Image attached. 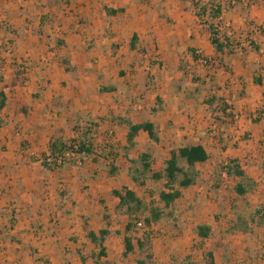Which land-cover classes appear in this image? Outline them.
Listing matches in <instances>:
<instances>
[{
	"label": "crops",
	"instance_id": "crops-1",
	"mask_svg": "<svg viewBox=\"0 0 264 264\" xmlns=\"http://www.w3.org/2000/svg\"><path fill=\"white\" fill-rule=\"evenodd\" d=\"M208 1L221 6L222 28L239 45L232 53L215 50L210 19H199L189 0H0V90L6 97L0 109L3 264H94L90 255L98 249L83 224H90L95 234L103 227L92 224L103 214L96 191L102 182L117 178L122 185L110 191L122 186L135 191L120 148L113 176L102 170L101 158L60 171L41 167L38 158L48 152L49 139L74 137L75 120L78 125L83 119L98 124L96 144H103L112 131L116 138L110 142L119 146L127 145V125L120 118L152 122L159 141L139 131L129 156L148 150L159 167L153 170L151 162L153 171L163 168L171 150L185 144H200L210 156L196 164L199 179L213 175L217 155L236 158L254 186L242 197L234 193L233 199L252 207L264 203V33L258 32L264 27V0H200ZM133 36L135 48L130 47ZM249 40L257 51L248 46ZM241 46L245 53L237 50ZM193 54L213 63L203 67ZM20 70L25 74L18 75ZM100 86L114 89L100 92ZM209 94L224 98L230 109L213 112L204 102ZM215 118L218 128L210 132ZM207 167L211 171L201 170ZM199 179L185 189L199 191ZM183 190L174 203L185 200ZM112 198L115 204L117 198ZM203 211L193 224L191 210L172 214L180 232L173 237L175 244L168 234H151L155 264H183L186 256L194 264H206V252L212 253L211 264H264V224L229 233L232 214H227L220 238L205 248L211 239L201 241L195 226L206 224L214 232V215ZM107 213L115 217L113 209ZM124 225L110 226L100 264H119L114 255L125 261L121 264H136L134 241L133 251L123 255ZM191 237L202 244L198 251V246L191 248ZM130 256L135 260L130 262Z\"/></svg>",
	"mask_w": 264,
	"mask_h": 264
},
{
	"label": "trees",
	"instance_id": "trees-1",
	"mask_svg": "<svg viewBox=\"0 0 264 264\" xmlns=\"http://www.w3.org/2000/svg\"><path fill=\"white\" fill-rule=\"evenodd\" d=\"M189 1H191L199 19L203 20L205 17L210 19L209 22L207 21V26L210 33V42L215 47V50L219 53H232L234 48L239 45L232 40L222 28V22L219 20L221 14L220 4L213 1H208L204 4H202L200 0ZM215 20L216 22H214ZM258 29L260 30V34L264 33V28L260 27ZM135 41L136 37L133 36L130 41L131 48H135ZM248 46L255 51L258 50V46L252 40L248 41ZM240 50L241 53H245L246 51L243 46L240 47ZM193 59L198 63L199 57L197 55L193 54ZM64 63L67 64L68 61L65 59ZM65 69L69 70L68 66H65ZM23 74L24 70H20L18 73L20 76ZM256 81L258 82V80ZM113 89V86L99 87L100 92H109L113 91ZM5 100V94L0 90V109L6 105ZM156 102L159 103L160 98L156 97ZM204 102L213 112L217 108L222 112L230 109L229 105L224 101V98L214 97L211 94H209ZM120 119L127 125V133L125 136L127 145L125 146L111 144L110 141H105L103 144H96L95 133L98 124L90 120H85L84 125L79 127V120H75L73 130L76 135L66 140L58 137H51L47 143L48 152L42 153L38 159H40L42 168L60 171L66 166L75 165L76 160L80 161L82 165L88 159L97 162L98 159L101 158L107 164L109 176H113L118 172L115 161L119 156L117 149L120 148L122 156L129 164L127 170L128 176L139 188L145 186V182L148 178L155 181L161 180L163 182V189L157 193V200L154 199L155 194H152V192H146V198L145 196H138L135 191L126 186L111 191L112 196L117 198V202L112 208L113 216H127L123 234V255L126 256L133 251L134 241L135 246L139 250L138 257L135 260L136 264H155V258L151 252V228L153 224L157 223L165 216H172L173 212L171 206L176 199L182 196V189L194 185L199 178L200 173L196 169V164L207 161L210 156L200 144H185L176 151L171 150L169 158L164 161L163 168L159 171H153L151 168V154L148 150L142 151L136 158L130 157L129 152L135 144L134 140L139 131L145 132L152 141H159L157 132L154 129V124L148 121L133 123L126 118ZM215 120H218V118H215ZM1 123L2 120L0 118V125ZM66 152H73L74 156L66 157ZM58 159H60L59 163L57 162ZM220 163H216L214 168L219 166L221 175L224 172L227 178H233L235 180L232 191L237 196L242 197L251 192L254 183L251 178L246 175L244 170L241 169L238 159L228 158L225 162ZM159 202L163 203V208L158 205ZM231 209L233 214L229 220V233H235L236 231L249 232L251 231L249 224H255L257 226L264 224V203L252 207L243 199L241 204H233ZM165 210H167V212H165ZM144 214L143 222L145 229L139 237H134L135 222L140 215ZM102 221L103 227L98 230L97 234L91 230L90 224L86 222L83 224L86 237L98 249L97 252H93L90 255L94 264H100V257L106 256L103 244L111 233L110 226L112 220L111 215L107 213L106 207L102 214ZM114 232L117 234L119 233L118 230ZM195 233L201 241H204L211 235V228L206 224H197L195 226ZM77 251L80 253L79 250ZM203 258L206 264H211L212 253H204ZM80 259L84 261L82 255ZM183 264L194 263L190 261L189 256H186Z\"/></svg>",
	"mask_w": 264,
	"mask_h": 264
},
{
	"label": "rangeland",
	"instance_id": "rangeland-1",
	"mask_svg": "<svg viewBox=\"0 0 264 264\" xmlns=\"http://www.w3.org/2000/svg\"><path fill=\"white\" fill-rule=\"evenodd\" d=\"M212 66H213V64H212ZM185 67H187V66H185ZM185 70H186L187 73H189V69L188 68H186ZM194 72H197V71H195L194 67L191 65V74H194ZM24 74H25V72H24ZM135 101H136V99H135ZM139 102H141V99H139ZM136 103L139 104L138 101H136ZM85 120L83 119L81 125H78V126L79 127L83 126ZM214 123L216 125L218 124V122L216 120H214ZM209 127H211L210 128V132H213L211 124L208 126V129H209ZM212 135L215 136L216 134L213 133ZM115 138H116V136L114 137V133L112 132V138L110 140L112 141ZM98 143L99 142H97V144ZM206 146H207V149L210 152V150L212 148V145L210 144V145H206ZM163 157H164V154L162 153L160 155V157H157V160L158 161L160 160V163H161V161H163ZM217 157H218L217 158V163L225 162L229 158V156H227V155H226V157H225V155L224 156H220V157L217 155ZM155 159H156V157H155ZM151 162H152V164L154 166L153 170L159 169V167L156 165L154 160L151 159ZM82 165L75 164L74 166H82ZM163 165H164V162L161 163L160 166H163ZM101 168H102V170H105V171L107 170V164L103 163V161L101 162ZM203 169L205 170V172L207 170L211 171V167L201 168L202 171H203ZM212 171H213V175L208 177V179H206L205 177H204V179L203 178H200V179L198 178L199 179V185H197L196 188H200L199 191H196L195 189H192V188H191V191L190 190H186V189H184V190L182 189L184 191V193H185V196H184L185 200L184 199L183 200L179 199L176 203H174V206H173L174 209L172 211L174 216H175V215H178L177 211H179V210H182V209L191 210V224H193L198 219V217L202 213L201 211H203V210H204L203 211L204 213L205 212H210L209 214L211 216H212V214L214 215V218H213L214 232H212L211 235L208 238V239H211V240H206L204 245L205 244L208 245L210 243H213L214 239L216 238V236L218 238H220L219 234L221 232H220L219 228L224 226L225 216H227V214H230V213L233 214L232 209H231L233 204L234 205L239 204V203L236 202L237 199H233L234 198V192L232 191L233 178H227V176H225V177L222 176L220 174L219 166L217 168H212ZM110 181L112 183H110V182L103 183L102 182L101 185H100L101 186V188H100L101 191H96L97 193H99V197L97 199H99V206L101 208V210H100L101 214H102V212H104V208L105 207H106L107 210L108 209L112 210V208H113L114 202L112 201L113 200V198H112L113 196L111 194L110 189L115 187V186L120 187V185H122V180H119L118 178L116 180H110ZM105 187H107V188H105ZM133 188H134V190H135V192L137 193L138 196H142V197L145 196L147 198V195L145 193L146 192H152V194L153 193L155 194L154 199L157 200L158 198H157L156 195H157V193L160 190L163 189V182L161 180L155 181V180H152V179L148 178L146 180V182H145V186L144 187L139 188L135 184V185H133ZM188 189H190V188H188ZM197 195H200L198 197L199 198L198 201L195 200ZM242 202L243 201H241V203ZM158 205L161 208H163V203L159 202ZM165 212H167V210H165ZM143 216H145V214L144 215H140L138 220L139 219L143 220ZM111 220H112V224H111L112 228L113 227L122 228L124 223L127 221V219L120 218V217H117V216L116 217H112ZM176 220H177L176 217L165 216L163 219H161L157 223L153 224V227L151 228L152 229V236H154V235L158 236L161 233H162V235L168 234L169 238H171L172 241H173L171 243L175 244V242L177 240H174L173 237L178 236V234L180 233V232L177 231L179 226L177 225L178 223H177ZM101 221H102V219H94L92 224L95 227L102 226L103 225V221L102 222ZM144 229H145L144 227L142 229H140V230H135V228H134V237H136V234L140 236L143 233ZM191 229H192V227H191ZM162 230H165V231L162 232ZM166 231H167V233H166ZM195 240L193 241L192 237H191V243H192L191 248H193L194 246H198V248H197V251H198L203 246H202V244L199 243V241H197V240L195 241ZM207 245H205V248H207ZM197 256H200V253ZM116 258H117V262L119 264H121L124 261V260L120 259V255H114L113 256V259H116ZM132 260H135L134 256H130L129 261L131 262Z\"/></svg>",
	"mask_w": 264,
	"mask_h": 264
},
{
	"label": "built area",
	"instance_id": "built-area-1",
	"mask_svg": "<svg viewBox=\"0 0 264 264\" xmlns=\"http://www.w3.org/2000/svg\"><path fill=\"white\" fill-rule=\"evenodd\" d=\"M262 28H264V27H262ZM258 32H260L259 29H258ZM237 50H240V47ZM198 57H199L198 63L201 64V65H203V66H209V65H211V63H213V61L210 60L207 57H203V56H200V55ZM136 108L138 109L139 108V105H136ZM217 128H218V126L215 123H213L212 124V131L215 132L217 130ZM111 138H112V131H108L107 136H106V141H111L110 140ZM73 147L76 148L75 146H73ZM65 156L66 157H72V156H74V153L73 152H66L65 153ZM57 162L59 163L60 162V159H58ZM75 164L81 165L80 161H78V160H76V163ZM222 176H224V177L226 176L224 172L222 173ZM143 227H144V222H143L142 219H139V220H137L135 222V227H134L135 230H140ZM2 252H3V249H2V247L0 245V254ZM0 264H3L1 257H0Z\"/></svg>",
	"mask_w": 264,
	"mask_h": 264
}]
</instances>
